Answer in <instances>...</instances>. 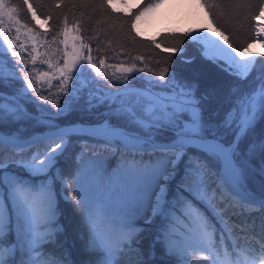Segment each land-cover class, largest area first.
I'll return each mask as SVG.
<instances>
[{
    "label": "snow or ice",
    "instance_id": "obj_1",
    "mask_svg": "<svg viewBox=\"0 0 264 264\" xmlns=\"http://www.w3.org/2000/svg\"><path fill=\"white\" fill-rule=\"evenodd\" d=\"M24 4L31 11L32 17L37 18L29 0H24ZM157 6L158 3L149 4L135 20L139 21L145 12ZM4 9V0H0V10ZM12 11L15 12L16 9L13 8ZM0 15L9 13L0 11ZM261 17H264V9H261L256 19ZM259 35L260 32H257V36ZM216 36L219 39L203 32L186 38L198 45L206 60L236 81L248 80L253 72L258 73L257 88L243 92L239 84L234 83L227 96L221 100V89L218 87H207L200 91L199 83L181 79L175 73H171L170 78L165 81L162 73L159 85L144 90L126 89L115 96L107 93L97 96L90 89L87 100L89 107L106 104L108 111L104 115L110 119L96 126L79 129L61 128L54 122L63 113L74 109L80 99L81 90L78 87H73L71 98L66 100L67 103L58 112L52 114V119L44 121L32 116L27 105L38 106L39 100L48 99L47 95L40 96L35 92L33 80L28 78L30 73L26 65H21L18 60L10 61L12 69L8 80L18 81L21 86L13 88L9 95L0 91V124H4L5 120L18 123L35 119L38 124L45 125L49 132L43 138L34 137L29 140H22L19 134L0 133V172H4L9 164L15 163L31 175L47 176L50 171L55 170V179L64 182V173L57 168L56 162L58 157L70 152L74 136H87L109 146L136 151L147 155L151 161L138 166L132 175L119 228L110 231H101L96 226L95 209L89 190L81 179L74 178L73 182L78 190L68 200L74 201L80 210L83 227L71 234L73 239L80 242L83 264H121L125 258H134L136 264H148L143 251L134 245L143 231L142 228L137 230L136 218L145 210H150V220L161 217L162 230L156 240L166 254L169 257L181 255V249L171 242L168 225L172 222V216L179 211L174 202L176 197L170 198L169 184L182 161L184 174L178 192H186L193 200L211 208L213 215L221 223V214L204 199L202 193L211 191L217 206L222 205L224 210L246 203L257 205L258 210L264 213V201L257 199L249 190L252 180L264 177V61L248 58L252 45L238 51L221 33H216ZM8 45L11 50L12 42L8 41ZM11 55L15 57L17 54L12 51ZM3 56H0V85L5 82ZM90 63L89 57L82 63L80 71ZM186 63H191V60ZM74 67V60L66 61L58 69L60 76L71 73ZM95 67L92 64V68ZM217 101H220L217 106L212 107ZM225 104L229 107L223 110ZM112 119L118 123H112ZM43 141L51 143L45 144L43 149L31 151L32 146ZM6 147L27 148L29 153L12 152L6 163ZM82 157L83 153L77 157L80 161L77 171L81 174L87 169V161ZM141 159L143 160V156ZM6 180L7 198H0V264H74L72 255L60 243V238L65 235V226L58 222L53 178L41 181L38 186L26 184L10 174ZM185 184L187 187H184ZM184 203L189 208H194L186 198ZM180 214L184 215L183 212ZM187 215L190 216L191 213ZM203 227L207 229L213 225L206 221ZM260 231L264 240V218L261 219ZM48 245L61 249V253H49ZM189 246L195 247L191 243ZM183 251L182 258L187 264L186 249ZM259 252V256L251 254V264H264V244ZM151 255L154 256L155 253ZM209 264H214V261Z\"/></svg>",
    "mask_w": 264,
    "mask_h": 264
},
{
    "label": "trees",
    "instance_id": "obj_2",
    "mask_svg": "<svg viewBox=\"0 0 264 264\" xmlns=\"http://www.w3.org/2000/svg\"><path fill=\"white\" fill-rule=\"evenodd\" d=\"M152 1L154 0H141L130 11H122L113 8L108 3V0H29V3L33 5L34 11L46 20V27H41L36 24L31 11L24 4V0H8L16 9L17 19L36 34L41 44L48 45L54 43L58 37H61L66 27L75 25L79 35L82 37L87 52L95 60H103L105 63L114 64H139L142 65L141 67L154 71H160L164 67H168L177 77L199 83L200 91L213 86L220 88L221 100L227 96L230 87L234 83H238L243 92L255 89L258 83L256 79L258 73L253 72L248 80L242 82L229 77L227 73L221 71L214 63L206 60L201 55L198 45L189 42L185 31H163L155 38L138 34L132 27L134 14L138 9ZM200 1L212 23L226 34L230 43L236 48L245 46L248 41L256 36L254 17L258 13L263 0ZM159 44L176 47L179 50H168L160 47ZM262 53L264 52L257 53L255 59L264 61ZM187 60H191V63H186ZM8 76H5L4 85H0V91H3L5 95H9L13 88H18L20 85L18 81L9 82ZM219 102H214L212 107H216ZM38 104H40L39 101ZM228 107L229 105L225 104L223 110H226ZM42 109L41 106H37L36 104L27 105V110L32 116L40 117L44 121L51 120L52 114L58 112L57 110L54 112L42 111ZM103 117H105L103 114L96 112L85 102H77L73 110L63 113L54 122L56 124L65 122H92L100 121ZM112 120L116 121L115 119ZM116 122L118 123V121ZM262 125H264V121H262ZM21 126L23 127L19 128ZM15 127L19 128L21 135H27L34 130L42 129L46 126L38 124L35 119H26L18 123H10L5 120L4 124H0V130ZM71 142L73 147L69 150L70 152L66 153L65 156L58 157L56 164L72 185L74 175L80 163L77 159L79 156L76 154L78 149L84 152L83 156L94 155L105 158L107 170L116 169L118 166L137 169L138 166L151 162L147 155L136 151H129L119 146H109L101 141L92 140L87 136H74ZM45 144L47 143L43 142L34 145L31 151L43 149ZM21 151L26 155L29 153V149L27 148L16 150L6 147L4 159L11 157L12 152L19 153ZM142 156L143 160L141 159ZM176 187L174 184L169 187L170 196L177 195L180 199L186 198L196 202L207 218H213L211 211L207 209L204 203L193 200L186 192H183L184 195H179L176 192ZM249 188L255 194H264V177H256L251 181ZM56 190V207L59 211L58 218L62 222V225L65 226V235L60 238V243L72 255L74 264H83V257L80 254V242L73 239L71 234V231L74 232L75 229L83 227L81 212L75 206L74 201L70 202L61 195L59 185H56ZM203 197L211 204L209 197L206 195H203ZM122 209L124 208L95 210L96 226L101 231L118 229ZM149 212V210H145L141 216L136 218L137 230L139 231L142 228L143 231L134 241V245L143 251L144 259L148 261V264H169L172 257L166 254L165 249L156 240L161 231V217L157 216L155 219L146 220ZM230 212V215L225 216L224 219L232 233L236 236L246 235L253 229L251 233L261 238L260 224L261 219L264 218V213L259 211L252 216V221L247 223L250 212L246 209L236 208ZM221 231L225 235L224 229H221ZM47 249L49 253H55L56 255L61 253V249L53 245H48ZM153 252L155 253L154 256L151 255ZM121 264H136V262L134 258H125L121 261Z\"/></svg>",
    "mask_w": 264,
    "mask_h": 264
},
{
    "label": "rangeland",
    "instance_id": "obj_3",
    "mask_svg": "<svg viewBox=\"0 0 264 264\" xmlns=\"http://www.w3.org/2000/svg\"><path fill=\"white\" fill-rule=\"evenodd\" d=\"M140 1L141 0H108V3L115 9L130 11L133 7L138 5ZM4 3L6 9L0 11H7L9 13V15H0V56L4 55L5 76L9 75L12 69L10 61L18 60L21 65H26L30 73L28 78L33 80V89H35V92L40 96L47 95L48 97L46 101L39 100L40 104L38 105L41 106L44 111H59L60 107L67 103L66 100L71 98L70 93L74 86L81 90L78 102H85L88 104V92L90 89L93 94L97 96H102L103 93H107L109 96H115L118 93H123L126 89L144 90L159 85L161 83L160 76L162 73L164 74L165 81L170 78L172 71L168 67H164L160 71H154L146 67H141L142 65L139 64H114L93 59L87 52L86 46L75 25L66 27L61 37H58L54 43L48 45H44V43L41 44L36 34L17 19L16 11H12L14 6L10 4L8 0H4ZM151 3H158V6L145 12L140 20L136 21L135 17ZM261 9H264V0L258 13L254 17L256 36L248 41L245 46L240 48H236L233 45L238 51L243 50L245 47H248V45H252L249 50V59H255L257 53L264 52V17H261L259 20L256 19V17L260 15ZM32 11H34L33 8ZM36 16L37 18H34L36 24L41 27H46V20L37 13ZM132 23L135 24L133 28L138 34L150 38H155L163 31L173 30L185 31L188 36L208 32L209 35L217 39H219V37L216 36V33H221L227 38L226 34L212 23V20L208 16L200 0H154L138 9L134 14ZM257 32H260L259 36H257ZM8 41L12 42L11 50H9ZM221 43H223V41H221ZM159 45L168 50H179L176 47ZM2 50L5 51V54ZM12 51L16 52L17 55L15 57L11 55ZM89 57L91 63L87 64L83 71H80L82 63H85ZM68 60H74L75 67L72 69L71 73H66L65 76L61 77L58 69L63 67ZM92 64H95L96 67L92 68ZM127 69H131V71H127ZM165 69L168 71L165 72ZM45 73H48V75H45ZM21 75H24V73H21ZM20 86L21 83L18 88ZM257 87L258 83L255 88ZM93 103H95V101H93ZM92 109L103 114V116H105L104 113L108 111L106 104H102L99 107H92ZM106 119L110 118L105 116L100 121L103 122ZM111 122L117 123L113 120H111ZM22 127L23 126L19 128ZM19 128L15 127L0 130V132L5 135L19 134L20 137L26 136L21 135ZM46 128L47 127L42 129ZM43 142L51 143V141ZM82 153L84 155V152L78 149L76 154L80 157ZM9 158L10 157L5 158L6 163L9 161ZM82 158L87 161V169L84 170L83 174L76 171L74 178L81 179L84 186L88 188L90 200L94 209L102 211L104 209L125 208L127 190L131 183V177L137 169L127 166H118L116 169L107 170L106 159L103 157L91 155L83 156ZM9 174L33 186H38L41 181H45L49 177H52V187L55 193V207L57 206L56 185H59L61 195L66 199L74 197L78 190L77 185L74 184V182L73 185L68 182L66 176L63 178L64 182L55 179V170L50 171L47 176L31 175L23 167L11 163L4 172H0V198H7L8 187L6 178ZM183 174L184 162L182 161L174 177L176 181L173 179L169 184V187H171L172 184L177 186L176 192H178V187L181 185ZM184 187H187V184H185ZM249 190L252 191L251 188H249ZM178 194L184 195V193L181 192H178ZM253 194L255 197L264 196V194L258 195L254 192ZM202 195H206L210 198L212 207L217 208L218 213L221 214L223 223L217 219V216L213 215L211 208L207 207V209L211 211V216H213V218H207L196 202L187 199L194 205V208H189L184 203L185 199H180L177 195L170 196V198L173 196L176 197L174 202L179 211L171 218L172 222L168 225L169 234L172 237V244L181 249V255L172 257L169 264H185L182 258L184 256V249H186L187 264L197 263L198 259L190 254L194 247L191 249L183 247V242L187 235L192 236L195 240L194 243L198 246L197 254L199 257H202V259H206L210 262H219L220 259L225 258L227 264H251V254H255L256 256L261 254L259 248L264 244V240L254 235V233H251L253 229L249 234L236 236L226 224L224 217L230 215V211L236 208H243L250 212L247 222L250 223L252 221V216L259 212L258 206L245 203L237 204L232 209L224 210L222 205L217 206V202L211 191L202 193ZM57 212L59 216L58 209ZM181 212H183L184 215H181ZM189 212L191 213L190 216L187 215ZM150 216L151 212H149L146 220H149ZM206 221L213 225V227L204 229L203 226ZM58 222L62 225L59 218ZM215 223L217 224V228ZM220 228L224 229L225 235ZM72 232L73 231H71V233Z\"/></svg>",
    "mask_w": 264,
    "mask_h": 264
},
{
    "label": "water",
    "instance_id": "obj_4",
    "mask_svg": "<svg viewBox=\"0 0 264 264\" xmlns=\"http://www.w3.org/2000/svg\"><path fill=\"white\" fill-rule=\"evenodd\" d=\"M102 121H92V122H65V123H61L59 124V126L61 128H76V129H79V128H82V127H88V126H96L98 124H100ZM49 132V129L46 128V129H42V130H37V131H34L26 136H23L21 137L22 140H29V139H32L34 137H39V138H43L45 137V135ZM2 133V132H0ZM5 135V134H4ZM164 142V141H162ZM18 150V149H16ZM257 199L261 200V201H264V196H261V197H256Z\"/></svg>",
    "mask_w": 264,
    "mask_h": 264
},
{
    "label": "bare ground",
    "instance_id": "obj_5",
    "mask_svg": "<svg viewBox=\"0 0 264 264\" xmlns=\"http://www.w3.org/2000/svg\"><path fill=\"white\" fill-rule=\"evenodd\" d=\"M194 242H195V240L193 239V237L187 235L185 237L184 242H183V247H187V248L191 249L193 247L192 246H189V243H191L192 245H195L193 251H191L190 254L192 256H194V258H197L198 259V261H197L196 264H209L210 261H208L206 259H202V257H199V255L197 254L198 246ZM225 260H226L225 258H222V259L219 260V262H214V264H227Z\"/></svg>",
    "mask_w": 264,
    "mask_h": 264
}]
</instances>
